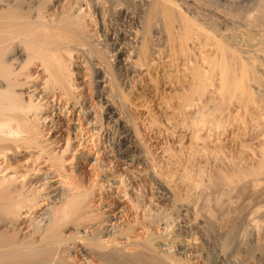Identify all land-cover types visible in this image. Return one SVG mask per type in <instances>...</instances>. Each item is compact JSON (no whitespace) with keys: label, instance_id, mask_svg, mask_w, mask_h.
I'll use <instances>...</instances> for the list:
<instances>
[{"label":"bare ground","instance_id":"bare-ground-1","mask_svg":"<svg viewBox=\"0 0 264 264\" xmlns=\"http://www.w3.org/2000/svg\"><path fill=\"white\" fill-rule=\"evenodd\" d=\"M81 5L85 8L80 11ZM222 5L226 6L224 11L214 7ZM111 17L121 20L125 27L113 26ZM166 42L183 64H177L179 72L172 76L173 82L169 80L172 84L167 81V92H162L161 117L173 118L189 143L199 139L201 131L204 135L213 131L218 137H214L211 150L205 147L211 160L204 157V167L200 164L202 168L191 179L192 187L198 188L192 193L195 200L202 196L211 203L203 209L205 218L195 211L190 220L194 225L229 223L226 231H220V251L230 259L238 255L243 243L235 200L244 194L255 198L252 211L256 212V229L259 219L264 227V130L256 146V121L262 117L256 118V110L264 109V0H0V264H180L189 260L181 252L193 255L197 251L190 241L177 247L175 236L160 234L152 219L143 221L145 229L137 233L106 208L98 211L93 207V194L77 184L73 172L65 168V159L50 146L48 127L39 122L38 116L42 105L38 93L57 96L64 105L70 100V115L83 114L94 135L101 129L97 121L104 124L105 136L114 131L115 136L109 135L116 137L114 148L120 158L142 161L141 147L146 148L141 130L144 126L134 120L133 112H127L128 119L122 107L134 86L129 82L136 84L134 77L140 80L156 70ZM188 43L205 49L198 54L206 69L202 63L190 60L193 54ZM78 72H82L79 74L87 89L96 97L90 102L95 108L90 116L84 94L80 89L74 91L80 81ZM149 79L158 90L157 81ZM208 85L213 87L210 94ZM108 86L117 88L118 100L110 97ZM231 102L253 114L249 122L242 119L239 127L226 122L222 114ZM151 114L148 124L157 121V115ZM235 116L230 114L232 122ZM77 129L75 125L74 137ZM239 136L249 139L239 145L246 153L231 149L225 153L228 147L224 149L222 143ZM190 153L194 155V151ZM163 174L165 178H160L154 171L148 184L162 188L166 194L163 200L170 196V213L181 218L186 207L174 204L181 194L172 189L177 185L171 186L174 181H170L169 174ZM116 182L121 184L123 180ZM185 187L191 188V184ZM32 212L37 213L35 220L29 219ZM169 216L167 213L173 222ZM263 246L256 244L261 256L256 264H264ZM237 262L233 258L229 264Z\"/></svg>","mask_w":264,"mask_h":264},{"label":"rangeland","instance_id":"rangeland-1","mask_svg":"<svg viewBox=\"0 0 264 264\" xmlns=\"http://www.w3.org/2000/svg\"><path fill=\"white\" fill-rule=\"evenodd\" d=\"M60 1L63 2L64 0H60ZM225 5H222L224 7L220 6L221 9L223 8L222 10L219 8V6H217V7L214 6V7L220 11H224V8L226 7ZM84 8L85 7L83 5H81L79 7V10L80 9L83 10ZM114 18L115 17L110 18V20H111L110 23H112L113 26H120V28L125 27L124 23L121 20L118 21L116 18L115 19ZM118 22H120V23H118ZM167 44L168 43L166 42V44L164 43L162 45L163 48L161 49L160 58L158 59V62H157L158 65H157V68L155 70L156 72L155 71L150 72L149 75L147 74L148 77L146 75L141 76L142 77V78L140 77L141 81L138 79V77H134V78H137L138 83H136V84L135 83L133 84L132 80H131L132 82L130 81L131 83L129 82V85L132 84V86L133 85L134 86L130 90L131 93L130 92L128 93V96H127L128 99L125 100V103L123 105L124 107H122L123 112H124V114H126L128 119L130 118V116H128V113L133 112L132 114H134V116H135L134 120L137 123L144 126L143 129H141V130L142 131L144 130V132H145V133L143 132V134L145 135V138H146L145 139L146 148L140 146L142 149L141 151L144 150L143 152L140 153L141 156L143 155L141 157V160L143 159L142 161H139V162L133 161L132 162V161H126V160H123L122 158H120L115 153L117 146H115L116 145V141H115L116 137H115V139H113L114 137H112V135L114 134V131L109 132L108 136H107V134L105 136L103 134L104 132H102L104 124L101 126V121H99V122L97 121L98 123L96 122V126L98 128H101V129H98V133H99L98 135H94V132L92 133V131L90 130L91 129L90 124L85 119L83 114H79L78 117L76 115H73V114L70 115L69 107H68L69 103L71 102L70 100L67 101V104L64 105L63 100L61 98H57V96L50 97L49 93L47 95V92H46V94L38 93L39 97H41L39 102L42 104L41 105V113H39V115H38L39 116V122H42V123L47 125L48 131H47L46 137H48V141L50 142V146L54 147V150L56 152H60L62 154L63 158L65 159L64 160L65 168H68L67 169L68 171L71 170L73 172L75 179L77 180V184H79L83 188H87V190L91 194H93L92 195V203H94L93 207L97 208L98 211H100V209L104 210V208H106L105 210H109V212L111 214H114L117 217H119V220L123 221L124 225L129 226V227L131 226L130 228L134 229V231L137 233H143V231L145 229V227L143 226V221L147 222L148 220L152 219V222L155 224L154 228L158 227V229H160V234L162 233V235L165 237L166 236H169V237L175 236L174 238H176V239H174V242L177 245V247H180L183 244L185 245L187 242L189 243V241H190L191 242L190 244L193 247L195 246L197 251H194L193 255L189 254L188 251L181 252L182 253L181 256H184V257L187 256V258H189V260L188 261L185 260L186 262H183L184 260H182L180 264H190V263L191 264H229V262H231V260H233V258H234V260L238 261L237 264H240V263L244 264V260H245L246 264H254L256 262V258L260 256V254L258 253L259 254L258 255L256 252V244L259 245L260 248H262V246L264 245V231H263L264 227L262 226L263 229L261 227L263 222L261 224V221H259L260 219L257 220L259 222L257 225V228H259V229H256V223H257L256 222L257 218H256V214H255L256 212L252 211V210H255L254 207L256 206V204H255L256 199L255 198L253 199L252 197L247 196V194L246 195L244 194L242 196V199L239 198L241 201L238 199V201L240 203L237 200L234 201L235 203L233 202V205H235V207L239 206L240 208H242V209H240L239 207L235 208L236 214H237V212L239 213V214H237L238 215V222H239L238 233H240L239 234L240 237L243 236L241 238L242 239L241 242L243 241V243L240 244L239 249H238V250H240V252H238V250L235 251V253L238 252V255H237V253H236V255L239 257V260L236 259V258H238L236 255H234L233 258L230 259L231 258L230 255L225 254V256H224V255H222V253L220 251L221 250L220 244L222 241V236L220 233L223 232L224 230L226 231L229 228V223L228 224L225 222L221 223L220 224L222 226L221 227L218 224L208 225V224L200 223V225H194L195 223L192 222L193 221L192 215H194L195 213H197V216L199 214V217L205 218L203 216H206L205 211H206L207 207L209 206V203H211V201H209V202L205 201L206 199H203L205 197H202V196L199 197L198 200H195V199H197V197L194 196L193 194H195L198 191V188L192 187L191 179H194L195 173H197L199 171L198 168H200V167L202 168L201 165H203V167H204L205 164L202 161L205 162L206 159L211 160L210 157L208 156L209 153H207V156H206L205 152H206L207 148H210V150H211L212 145H214L213 144L214 137H216L217 135L214 136L215 132H213V131L209 132L212 135L209 134L208 132H206V135H208V137H207L208 140H206V138H205L206 135H204L203 134L204 132L202 133V131H201L199 139L198 138L196 140L194 139V141H196V143L193 140H191L189 143V139L187 138L186 135H185V137L181 136V134H183V133H181V129H179L180 127L176 123H173L174 122L173 118L172 119H166L164 117L165 118L164 119L163 117H161L160 113H162V110H164L163 109L164 103L163 102L161 103V101H159L161 99V96H163V94H164L162 92H165V91L167 92V90L170 88L169 82L171 84L173 82L172 76L174 75L175 72L176 73L179 72V70H180L179 67H182L181 64H183V62H181L182 59H180L181 57L177 53H176L177 54L176 55L175 52L172 49H170L169 45H167ZM189 45H191L192 47L195 46V45H193V43H188V46ZM191 46H189V47L191 48L192 54L194 56L192 55L190 60H194V61L202 63L201 64L202 67L204 69H206V67H205L206 63L199 59V54L201 52L205 51V49L203 51H201V49H196L197 46H196V48L195 47L192 48ZM170 50H171L172 54H171ZM197 50H199V51H197ZM193 51H194V53H193ZM195 53H197V54H195ZM172 55H175V56L173 57ZM173 60H176V61L173 62ZM79 63L81 64V59H80ZM177 64L178 65L180 64L179 67ZM79 73L80 72H78V74H77V77H78L77 80L78 81L80 80V81L79 82L76 81L77 84H79V85H78L77 89H75L74 91L78 92V90L80 89L82 91V93L84 94V97H85L84 101L86 103V106L88 107L87 108L88 116H90V113H92L91 109L95 110V108H92L90 105V102L92 101V99H94L93 97H95V95L93 92H90L89 89H87V85H85L86 82H85L83 76L80 75L82 72L80 74ZM165 74H167V75H165ZM149 77H152L154 80L157 81L158 90H155L154 83L149 79ZM170 79L172 80V82L169 81ZM167 81H169V82H167ZM39 82L40 81L38 80V83ZM208 86H210V85H208ZM108 88H109V86H108ZM207 88H208L207 94H210L213 87L210 86ZM108 90H109V93H111L110 97L113 100L119 99V95L117 94L118 91H117L116 87L112 86ZM55 92H57V90H55ZM89 92L91 93V95H89ZM34 93H37V89L34 90ZM161 93H162V95H161ZM36 100L37 99H35V101ZM158 104H160V105H158ZM227 107H226L227 110L225 109V111L223 112V114H225V115L222 114V117L226 118L227 123L228 122L231 123V124L229 123V125H231V126L233 125L234 127H239L237 125H240L239 122H241L242 119H244L245 121L248 120V122H249V119H250L249 116L252 113L247 114V112L242 110L241 107H239L234 102H231ZM135 109L138 111V113ZM157 110H159V111H157ZM236 110H237V112H236ZM260 110H262V108H259V112H258V109L256 110L258 112V113L256 112V118H257V116H258V118L260 116H262L260 119L257 118L258 121H256L259 124V127L257 126L256 129L257 130H258V128L260 129L258 131L256 130V146H257V144H259V143H257V141L261 142V140H259V139L262 138V132H263L262 130H264V113H263L264 109L262 111H260ZM151 113H153V115L154 114L157 115V121H156V123L154 122V124H148L151 121V119H150L151 118L150 115L152 116ZM234 113H237V114H234ZM230 114L237 116V117L235 116V119L233 120L234 122H236L235 124H234V122H232L231 117H229ZM257 114H259V115H257ZM252 116H253V114L251 115V117ZM236 118L239 119L238 122H237ZM228 119H229V121H228ZM261 120H263V123H261L262 122ZM257 123H256V125H258ZM75 125H77V127H78V129L75 130L76 137L73 136ZM104 129H105V127H104ZM147 131H148V133H147ZM173 132H175V133H173ZM178 132H179V134H178ZM110 133L111 134L113 133V134L109 135ZM114 136H115V134H114ZM203 136H205L204 139H203ZM201 137H202V139H201ZM216 139H218V137H216L215 140ZM243 139H246V140H243ZM248 140L249 139L246 136L245 137L239 136L238 138H234V139L231 138L229 140L230 142L227 141V143L226 142H224V144L222 143V146L224 149H226L228 147L226 149L225 153H228L227 150L231 149V151H239L240 150V152H241L240 154L244 155V153H246V150L243 148V150H245V151H243V150L241 151L243 146H239V145L243 144V141L247 142ZM252 141H253V139H252ZM191 142H193V143H191ZM240 142H241V144H240ZM182 143H183V145H182ZM210 144H211V146H210ZM206 145H208L207 148H205ZM114 147H116V148H114ZM178 147L181 151L178 149ZM181 147H183V148H181ZM179 151L181 154H179ZM191 151H194L193 156L191 155L192 153H190ZM208 151H209V149L207 150V152ZM223 151H225V150H222V153H223ZM202 152H203V154H202ZM204 153H205V156H204ZM185 154H187V155L189 154L188 157H187V155L185 156ZM256 154H257V151H256ZM202 155H203V157H201ZM189 156H191V157L189 158ZM204 157H206V159ZM94 158H96V160H94ZM203 159H205V160H203ZM195 160H197V161H195ZM187 163H188V165H187ZM187 166H188V168H187ZM187 169H188V171H187ZM183 170H185L184 173H183ZM71 171H69V172H71ZM154 171L156 172V174L157 173L160 174L159 175L160 178L161 177L165 178V174H163V173H167L169 175H170V173L172 174L171 175L172 178L169 177V175H168V178L171 179L170 180L171 182L174 181L173 182L174 184H171V182H170V184H171V186L177 185L176 186L177 189H176V187L175 188L172 187V189L173 190L175 189V193H178L179 195L181 194V196H179L178 194L176 195V197L179 196L178 198H175L176 200L174 198H172L175 201V202L174 201L173 202H174V204L176 203L177 206H179V205H181V207L185 206L186 207L185 212H186L187 216L183 215V214H185L184 211H182L183 214H182L181 218L180 217L177 218L178 216L175 217L174 214L172 216L170 211L173 212L172 211L173 206H172V200H171L170 196H169L170 200L167 198L169 201L167 199L163 200L164 196H166V194L164 195V193L162 192V188H160L156 184H152V183L150 184V182L148 184V179L150 178L151 174L154 173ZM72 172H71V174H72ZM184 175H186V176H184ZM184 177H185V179H183ZM121 178L123 180V182L121 184L116 182L118 179H121ZM188 183L191 184V188L188 187L190 190H188V188L185 187V186H187ZM155 185L158 187H156ZM160 189H161V191H159ZM194 189H196V190H194ZM186 190L188 193L186 192ZM177 191H179V192H177ZM161 196H162V198H161ZM249 197L251 200H249ZM200 198H202L204 201L201 200ZM245 200L247 202H245ZM250 202L252 204H249ZM176 204H175V206H176ZM186 204H188V205L186 206ZM236 204H238V205H236ZM241 204L242 205L244 204V205L241 206ZM195 207H197V208H195ZM204 207L206 208L205 210H203ZM188 208L190 209V212H189ZM199 208H200V210H199ZM237 210H239V211H237ZM193 212H195V213H193ZM247 212H249V213H247ZM32 213H34L35 215H33ZM32 213H30L29 219L35 220L37 213H35V212H32ZM167 213H168V216L170 214L169 217H173V219H172V220H174L173 222L170 220L171 218H167ZM188 213H189V215H188ZM200 213H201V215H200ZM240 213H241V215H240ZM253 214H255V215H253ZM189 216H191V217H189ZM174 218H176V219H174ZM164 219H166V220H164ZM167 219L169 222L167 221ZM166 221H167V223H164ZM170 221L173 224L170 223ZM156 223H158V224H156ZM222 224L226 225V226H223ZM206 225H208V226H206ZM217 225H218V227H217ZM168 226H169V228H168ZM171 226H173V227H171ZM214 227H216V228H214ZM247 228H248V230H247ZM210 229L213 233L211 231H209ZM242 230H243L244 234L242 233ZM256 230H258L259 232H256ZM260 230L262 233L260 232ZM64 231L66 232L67 230H64ZM175 240H177V241H175ZM193 241H195L196 243ZM200 244H202V245H200ZM263 249H264V246H263ZM242 251H244V252H242ZM235 256H236V258H235ZM260 258H261V256L259 258H257V262H260V260H261ZM258 259H260V260L258 261Z\"/></svg>","mask_w":264,"mask_h":264}]
</instances>
